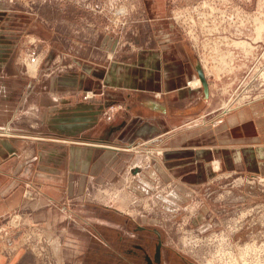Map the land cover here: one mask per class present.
Instances as JSON below:
<instances>
[{
    "label": "rangeland",
    "instance_id": "1",
    "mask_svg": "<svg viewBox=\"0 0 264 264\" xmlns=\"http://www.w3.org/2000/svg\"><path fill=\"white\" fill-rule=\"evenodd\" d=\"M149 17L168 18L182 34L209 89L201 78L192 87L201 88L196 94L212 93L211 105L173 123L218 125L246 108L253 120H264V29L256 34L264 25V0H0V125L14 121L17 129L41 133L44 104L56 116L51 89L58 71L82 70L85 59L106 64L118 47L125 55L139 48L138 38L149 36L145 21L139 23ZM24 94L26 114L16 107ZM113 108L101 121L110 123L105 114L112 115ZM53 116L49 125L55 128ZM38 141L35 151L45 146ZM148 142L144 181H131L128 167L117 174L89 167L91 178L64 204L65 211L60 205L52 212L39 207L38 217L46 220L37 223L30 221L28 208L8 210L0 225V250L9 247L13 257V249L22 248L34 255L33 264H146L135 244L151 256L160 244L162 264H264V171L248 167L225 174L214 160L216 172L208 178L155 177L164 148ZM45 161L39 156L35 165ZM37 182L38 189L21 183L6 198L41 197L50 188Z\"/></svg>",
    "mask_w": 264,
    "mask_h": 264
},
{
    "label": "crops",
    "instance_id": "2",
    "mask_svg": "<svg viewBox=\"0 0 264 264\" xmlns=\"http://www.w3.org/2000/svg\"><path fill=\"white\" fill-rule=\"evenodd\" d=\"M147 19L139 27L145 21L151 44L147 37H139V48L134 47L125 55L118 53L121 52L118 47L114 49V57L109 56L112 55L109 51L106 54L111 59L106 64L85 59L88 64L82 70L58 71L56 85L51 89L56 116L48 113L50 108L44 104L46 120H42L46 125L41 133L17 129L14 121L0 125V225L6 212L15 208L31 210L30 221L37 223L46 220L38 217L39 207L52 212L55 205H60L65 211L64 204L75 191L83 188L87 176L91 178L89 167L108 168L107 174L113 170L117 174L121 168L128 167L131 181H144L149 138L155 146L164 148V158L157 157L155 161V177L161 174L180 182L191 177L208 178L216 172L212 168L214 160L219 161L225 174L246 171L248 167L264 171V128L260 127L264 120H253L248 108L232 113L218 125L204 120L173 123L191 111L211 105L212 93L196 94L201 88L192 87L200 78V66L172 22L164 17ZM57 52L59 55L63 51L57 47ZM28 104V95L24 94L16 107L26 114ZM110 105H114V113L105 114L110 120L106 124L101 118ZM51 116L56 122L55 128L49 125ZM97 124L99 127L91 129ZM38 135L45 138L42 140ZM88 137L95 138L89 139L95 143L88 141ZM34 139L44 141L47 147L43 145L35 151ZM23 151L22 156L18 155ZM39 156L48 162L38 164V168L35 159ZM132 165L139 172L133 171ZM96 176L103 179L99 173ZM95 178L92 177L94 183ZM39 179L45 182L44 188H50L41 192V197L20 201V196L12 194L10 199L6 198L21 183L28 189H38ZM9 249L0 250V264L34 263L32 253L13 249L14 256L10 257Z\"/></svg>",
    "mask_w": 264,
    "mask_h": 264
},
{
    "label": "flooded vegetation",
    "instance_id": "3",
    "mask_svg": "<svg viewBox=\"0 0 264 264\" xmlns=\"http://www.w3.org/2000/svg\"><path fill=\"white\" fill-rule=\"evenodd\" d=\"M135 245L137 246V248L134 249V252L140 255L142 254L146 264H162L160 244L157 245L154 256L149 255L147 249H145L143 245Z\"/></svg>",
    "mask_w": 264,
    "mask_h": 264
},
{
    "label": "bare ground",
    "instance_id": "4",
    "mask_svg": "<svg viewBox=\"0 0 264 264\" xmlns=\"http://www.w3.org/2000/svg\"><path fill=\"white\" fill-rule=\"evenodd\" d=\"M121 25V24H120ZM264 26V25H263ZM262 25H259L258 26V33H256V34H258L257 36H259V34H261V31H262V29H264V28H262L263 27ZM257 30V29H256ZM243 33V32H242ZM244 34V33H243ZM187 37V36H186ZM237 43L238 44H243V46L242 47H245L246 46V44L244 43V42H241V41H237ZM248 43V42H247ZM249 46V43L247 44V47ZM246 47V48H247ZM249 48H251V46L249 47ZM35 64V63H34ZM34 64L32 65V66H34ZM37 64V63H36ZM33 71H34V68L32 69ZM209 78V77H208ZM195 80V79H194ZM200 80H198V82H194V84H197V85H200ZM251 244V243H250ZM247 246V245H246ZM258 259V258H257ZM256 260V259H255ZM255 262V261H254ZM256 263H257V260H256ZM262 263V262H261ZM255 264V263H254Z\"/></svg>",
    "mask_w": 264,
    "mask_h": 264
},
{
    "label": "water",
    "instance_id": "5",
    "mask_svg": "<svg viewBox=\"0 0 264 264\" xmlns=\"http://www.w3.org/2000/svg\"><path fill=\"white\" fill-rule=\"evenodd\" d=\"M199 74H200L201 81L203 82V86H204L205 90L208 92L209 88H207V82H206V79L204 77V74H202L201 71L199 72ZM2 142H4V141H2ZM41 163H43V162H41Z\"/></svg>",
    "mask_w": 264,
    "mask_h": 264
}]
</instances>
